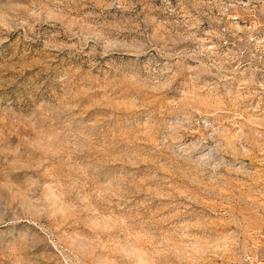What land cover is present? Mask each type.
Masks as SVG:
<instances>
[{"label":"rangeland","instance_id":"374dc122","mask_svg":"<svg viewBox=\"0 0 264 264\" xmlns=\"http://www.w3.org/2000/svg\"><path fill=\"white\" fill-rule=\"evenodd\" d=\"M0 0V264L264 260V0Z\"/></svg>","mask_w":264,"mask_h":264},{"label":"built area","instance_id":"2783aa9c","mask_svg":"<svg viewBox=\"0 0 264 264\" xmlns=\"http://www.w3.org/2000/svg\"><path fill=\"white\" fill-rule=\"evenodd\" d=\"M246 2L244 3H248L247 0H245ZM244 262L247 264H264V260L261 257L258 256H251V255H246L244 256Z\"/></svg>","mask_w":264,"mask_h":264}]
</instances>
